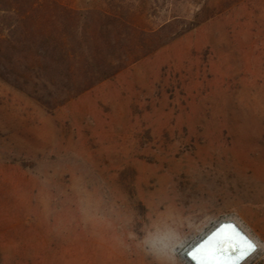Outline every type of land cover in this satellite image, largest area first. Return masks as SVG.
<instances>
[{"label": "rangeland", "instance_id": "obj_1", "mask_svg": "<svg viewBox=\"0 0 264 264\" xmlns=\"http://www.w3.org/2000/svg\"><path fill=\"white\" fill-rule=\"evenodd\" d=\"M0 254L191 264L219 221L264 264V0H39L0 14Z\"/></svg>", "mask_w": 264, "mask_h": 264}, {"label": "clouds", "instance_id": "obj_2", "mask_svg": "<svg viewBox=\"0 0 264 264\" xmlns=\"http://www.w3.org/2000/svg\"><path fill=\"white\" fill-rule=\"evenodd\" d=\"M216 224L210 227L206 232H204L200 237H198L194 242L185 248L183 255L188 262L191 264H200L198 261L192 258V250L195 249V243L198 240H202V245L198 249L197 253L200 254L201 257L205 258V260L208 261V264H223L231 261L232 264H245L253 257L254 254L251 250L242 248L230 240L224 239L219 241V239L224 237L225 233L229 230H221L211 236L209 232L216 226Z\"/></svg>", "mask_w": 264, "mask_h": 264}, {"label": "bare ground", "instance_id": "obj_3", "mask_svg": "<svg viewBox=\"0 0 264 264\" xmlns=\"http://www.w3.org/2000/svg\"><path fill=\"white\" fill-rule=\"evenodd\" d=\"M221 223H223L222 226L216 225L209 232V234H211V236L216 234V233H218L221 230H227V231L229 230L228 232L225 233L224 237L219 239V241H222L224 239L230 240L233 243L238 244L242 248H246L247 250H251V247H249V243L251 245L254 244L253 241H252V238L250 237V235L239 224L235 223L232 220H223V221L219 222V224H221ZM234 226H236V227H234ZM232 228H233V230H232ZM201 241L202 240H198L195 243V249L192 250V258H194L200 264H208V261H206L205 258L201 257V255L197 253L198 249L202 245ZM223 264H232V261L231 262H226V263H223Z\"/></svg>", "mask_w": 264, "mask_h": 264}, {"label": "trees", "instance_id": "obj_4", "mask_svg": "<svg viewBox=\"0 0 264 264\" xmlns=\"http://www.w3.org/2000/svg\"><path fill=\"white\" fill-rule=\"evenodd\" d=\"M39 0H0V14L2 11H10L14 8L23 6V5H28L29 7H32L35 4H38ZM1 16V15H0ZM3 37L0 36V41H3ZM3 54L0 48V73L1 75H7L6 72H3L2 69H6V65L4 62H2L1 59H3ZM0 264H27L26 260H23L19 256H15L12 258H9L5 260L3 258V255L0 254Z\"/></svg>", "mask_w": 264, "mask_h": 264}, {"label": "built area", "instance_id": "obj_5", "mask_svg": "<svg viewBox=\"0 0 264 264\" xmlns=\"http://www.w3.org/2000/svg\"><path fill=\"white\" fill-rule=\"evenodd\" d=\"M252 241H253L254 244L251 247V251L253 252V254H256L258 252L259 246L257 245L256 242H254L253 239H252Z\"/></svg>", "mask_w": 264, "mask_h": 264}, {"label": "snow or ice", "instance_id": "obj_6", "mask_svg": "<svg viewBox=\"0 0 264 264\" xmlns=\"http://www.w3.org/2000/svg\"><path fill=\"white\" fill-rule=\"evenodd\" d=\"M249 247H252V245L249 243Z\"/></svg>", "mask_w": 264, "mask_h": 264}]
</instances>
